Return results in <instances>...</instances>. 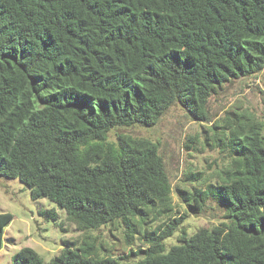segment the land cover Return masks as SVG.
Here are the masks:
<instances>
[{
	"label": "trees",
	"instance_id": "16d2710c",
	"mask_svg": "<svg viewBox=\"0 0 264 264\" xmlns=\"http://www.w3.org/2000/svg\"><path fill=\"white\" fill-rule=\"evenodd\" d=\"M263 69L264 0H0V179L55 204L82 236L50 264H264V124L253 113L211 128L227 161L214 184L176 188L192 214L205 200L222 214L190 236L157 144L117 132L152 128L174 107L209 121L211 97ZM12 218L0 213V250ZM101 228L147 248L101 255L88 236ZM12 264L44 262L22 248Z\"/></svg>",
	"mask_w": 264,
	"mask_h": 264
},
{
	"label": "rangeland",
	"instance_id": "374dc122",
	"mask_svg": "<svg viewBox=\"0 0 264 264\" xmlns=\"http://www.w3.org/2000/svg\"><path fill=\"white\" fill-rule=\"evenodd\" d=\"M229 111H248L264 124V69L262 72L237 80L224 86L217 95L211 97L208 105L209 121H192L179 107L170 109L152 128H128L117 130L132 136L147 138L155 142L163 158L166 172L172 185V204L175 218L186 215L183 226L190 236L200 227L217 225L222 217L210 200L199 215L192 214L176 194V188L193 187L205 190L214 184L217 173L226 165L224 153H220L212 141L211 128L220 122ZM195 173L200 176L195 177ZM0 213L12 215V221L3 234L0 250V264H12L13 256L22 248H31L50 264L53 257L63 248L64 241H81V233L76 225L68 221L66 214L47 199L32 200L29 190L17 179H0ZM160 221L152 223L156 228ZM122 229L109 231L101 228L88 233L89 242L95 239V246L102 244L106 251L101 255L127 254L130 248L146 249L147 244L133 240L128 247L123 239ZM178 244V235L163 242L164 252Z\"/></svg>",
	"mask_w": 264,
	"mask_h": 264
}]
</instances>
